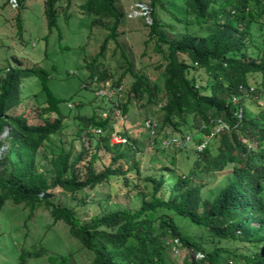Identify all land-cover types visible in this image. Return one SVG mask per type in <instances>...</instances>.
<instances>
[{"label": "trees", "instance_id": "1", "mask_svg": "<svg viewBox=\"0 0 264 264\" xmlns=\"http://www.w3.org/2000/svg\"><path fill=\"white\" fill-rule=\"evenodd\" d=\"M18 3L20 7V0ZM58 3L59 0H45V16L50 28L56 26L58 20ZM183 3L179 16L170 12L172 19L185 29L174 39L166 33V29L174 32V27L167 28L156 17V7L165 8V4L161 0H152L150 4L152 24L146 23L149 36L157 38L159 53L163 54V46H167L162 75L167 99L161 107V128L159 126L154 136L147 134L153 140V149L178 148L180 153H189L186 160L191 161L189 169L177 179L172 178L174 173L168 172V168L158 182L146 178V186L151 187L153 193L136 212L118 210L96 215L91 222L80 224L73 210L53 200V191L60 189L77 195L85 189L108 183L113 176L122 178L130 187L133 184L127 174L134 172L139 177L140 170L138 162L129 161V153L138 154L145 150L137 138L118 132L117 135L127 142L126 146L115 145L111 142L115 131L110 116L105 119L82 117L80 119L87 129L101 137L97 152L90 156L82 152L75 160L69 153L58 154L52 159L54 170L39 173L35 169L41 147L64 128L66 118L60 100L47 88L45 72L36 69L10 68L0 87V137L7 127L10 128L4 139L7 148L0 156V209L12 202L16 206L48 210L55 222L63 221L71 236L94 254L93 264H174L169 251L175 256L174 250L179 252L177 249L180 248L193 253L186 264H227L229 259H235L234 264H264V146L260 145V138L264 141V129L259 130L256 122L251 124L246 112L244 117H239L244 99L259 100L260 88L251 86L250 77L256 81L262 77L264 88V44H260L253 34L256 26L264 20V0H184ZM21 4L22 7L24 2ZM82 7L88 14L97 16L94 22L115 18L112 37L116 38V30L124 17L116 0H88ZM108 41L109 37L101 45L100 53L104 52ZM94 69L100 88L108 81L115 88L125 86L123 79H114L107 68L92 67V71ZM191 70H203L214 81L199 84ZM134 76L136 80L130 98L141 100L145 93H150L151 86L143 76ZM31 77L43 79L45 100L38 98L39 94H26L21 99V90L25 92L21 87L23 81ZM123 94L120 108L125 120L117 118L116 126L125 125L127 121L128 98L124 97L125 91ZM119 97L121 95L113 99L103 98L111 104V113L116 114L115 99ZM235 97H240L237 103ZM31 99L41 104L40 116L44 120L41 124L31 123L26 111L15 112L19 105ZM53 113L58 117L50 121L48 115ZM190 118L192 122H189ZM219 123L224 124L223 129H217ZM168 127L178 134H162ZM161 135H164L162 143L157 145L156 138ZM165 136L171 141H166ZM243 138L247 139L246 143ZM165 142L169 145L165 146ZM215 143H219L216 153L212 149ZM251 143H256V147H250ZM202 146L205 148L200 150ZM101 147L113 155L111 165L102 171L95 167ZM261 148L263 154H259ZM85 158L88 162L84 169ZM121 160L127 170L121 165L113 166ZM170 162L175 163L173 158ZM224 169L234 170L235 175L221 190L217 186L205 191L202 186L190 184L188 176L214 175ZM170 175L172 177H168ZM166 183L171 186L168 200L159 195ZM175 216L205 227L215 242L234 238L240 232L253 252L236 255L215 248L205 253L198 240L186 236L177 226ZM202 252L206 254L204 260L197 261V254ZM35 255L39 254L20 250L18 264H28L27 260Z\"/></svg>", "mask_w": 264, "mask_h": 264}, {"label": "rangeland", "instance_id": "2", "mask_svg": "<svg viewBox=\"0 0 264 264\" xmlns=\"http://www.w3.org/2000/svg\"><path fill=\"white\" fill-rule=\"evenodd\" d=\"M10 1L0 0V87L10 68L44 71V82L49 91L60 100L62 114L65 116L64 119L66 118L64 128L52 135L41 147L35 171L52 172L54 170L52 159L58 154L69 153L75 160L82 152H87L89 156L96 153L101 137L92 133V130L89 131L81 119L82 117L105 119L104 113H107L108 117L110 116V124L113 123L115 136H118V132L122 134L126 132L131 138H137L144 145V152L129 153V161L139 163L140 176L137 177L134 172L127 174L133 184L130 187L122 178L117 179L113 176L108 183L93 189H85L77 195L56 189L53 191V200L73 210L80 224L91 222L96 215L118 210L138 211L144 200L149 199L153 193V189L146 186V178H153L158 182L164 170L168 168V172L174 173L173 177L171 175L168 177L177 179L189 169L188 165L191 161V159L186 160L189 153H180L178 148L165 151L153 149L151 145L153 140L148 136L144 126L145 119L153 118L161 128L163 115L161 107L167 99L162 76L166 65L164 55L167 53V46H163V54L156 50L157 38L149 36L150 30L146 26V23L150 25L151 17L141 16L140 11L138 13L140 4L149 6L151 10L152 0H116V6L124 16L116 30V38L112 37L116 19L110 17L94 22L97 16L88 14L82 7L88 0H59L58 20L56 26L52 28L49 27L45 16V0H20L24 4L21 7L20 3L17 9L11 6ZM161 2L165 4V8L158 5L156 17L167 28L173 26L174 32L165 27L166 33L170 39L177 38L185 29L172 19L170 12L180 14L184 0H161ZM253 34L260 44H264V20L256 26ZM108 37V44L104 52L100 53L101 45ZM92 67H97L99 70L107 68L114 79H123L124 97L128 98L129 108L125 125H115L117 118L116 114L109 110L111 104L98 97L97 91L100 86L96 82V69L92 71ZM191 73L199 84H206L209 80L214 81L203 70L198 72L191 70ZM134 74L143 76L151 86L150 93H145L141 100L136 97L130 98L131 88L136 80ZM249 80L251 86L256 85L260 88L259 100L244 99L239 112L240 117H244L247 113L251 124L256 122L259 130L264 129L263 78L259 77L256 81L251 76ZM23 82L21 87L25 88V92L21 90V99L26 94L29 96L39 94L41 96L38 98L44 100L47 98L46 93L42 92L43 79L31 77L24 79ZM239 99L240 97H235L234 102L237 103ZM24 111L27 112L31 123L44 122L40 116L41 104H37L34 99L24 101L15 109L18 114ZM48 117L50 121H54L58 116L53 113ZM189 120L192 122V118ZM162 132L164 135L178 134L171 127L165 128ZM253 132L252 130L251 133ZM9 133L10 128L7 127L0 137L2 141L0 156L7 148L4 139ZM164 135L156 138L157 145L162 143ZM113 138H111L113 144L124 145L117 143ZM165 140L171 141L169 136H165ZM260 141L263 147L262 138ZM246 142L247 139L243 138V143ZM164 144L169 145L168 142ZM212 145L213 152L216 153L219 143ZM251 146L256 147V143H251ZM262 151L263 148L259 150V154H263ZM98 154L100 158L95 163V167L102 171L111 165L113 155L109 154L105 147H101ZM87 158L84 169L87 166ZM171 158L174 159V164L170 162ZM119 165L127 170L123 160L113 166L117 168ZM232 166L235 167L234 164ZM234 175V170L224 169L214 175L204 174L188 176V178L191 186H202L206 191L210 187L217 186L219 190L223 189ZM159 195L166 200L171 197L169 183L161 187ZM174 219L186 236H191L201 243L205 253L215 248L228 250L236 255L253 252L251 245L244 241V235L240 232H237L234 238L215 242L209 237L205 227L177 216ZM177 246H180L179 243ZM23 249L27 253L39 254L28 259V264H93L94 260V254L71 236L69 227L63 221L55 222L51 212L44 208L37 207L34 210L26 208L25 205L16 206L8 202L0 209V264H18L20 250ZM180 249H177L179 252L174 250L175 256L169 251V258L174 264H186L193 255L185 248L182 251ZM205 253H198L196 260H204ZM234 263L235 259L227 260V264Z\"/></svg>", "mask_w": 264, "mask_h": 264}, {"label": "built area", "instance_id": "3", "mask_svg": "<svg viewBox=\"0 0 264 264\" xmlns=\"http://www.w3.org/2000/svg\"><path fill=\"white\" fill-rule=\"evenodd\" d=\"M10 3H11V6L13 8H15V9L19 8L18 0H11ZM139 11L142 13V14H140L141 16H145L146 18H150L151 10H150L149 6L140 4V6L138 7V13H139ZM149 23L152 24L151 18L149 20ZM101 86H102V88H100L97 92V95L100 96L101 98L113 99L114 97L116 98L118 95H121V98L119 97L120 99L119 98L115 99L116 101H115L114 111L116 113V118H118L119 120H125V116H124V114L120 108V104H122V98L124 95L123 94L124 87L123 86L120 88L112 87V83L110 81L106 82L105 85H104V83L101 84ZM251 90H253V88H251ZM104 118H108L107 113H104ZM219 125H220L219 129L224 128L223 123H219ZM144 126H145V130L151 136L156 135V133L159 130V123L157 122L156 119H153V118L147 119L144 123ZM113 139H115L117 141V143H120V144H125L127 142V140L121 136H115ZM204 148H205V146H202L200 148V150H202Z\"/></svg>", "mask_w": 264, "mask_h": 264}]
</instances>
